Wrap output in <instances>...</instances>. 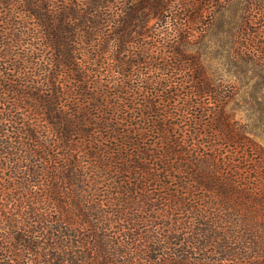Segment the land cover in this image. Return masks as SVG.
<instances>
[{"label":"trees","instance_id":"obj_1","mask_svg":"<svg viewBox=\"0 0 264 264\" xmlns=\"http://www.w3.org/2000/svg\"><path fill=\"white\" fill-rule=\"evenodd\" d=\"M214 1L0 0V264H264V148L191 51Z\"/></svg>","mask_w":264,"mask_h":264},{"label":"rangeland","instance_id":"obj_2","mask_svg":"<svg viewBox=\"0 0 264 264\" xmlns=\"http://www.w3.org/2000/svg\"><path fill=\"white\" fill-rule=\"evenodd\" d=\"M213 4L202 7L213 16L208 18L206 35L191 51L199 55L215 84L233 94L227 112L264 148V71L247 67L236 56L244 32L253 36L264 32V0H215Z\"/></svg>","mask_w":264,"mask_h":264}]
</instances>
